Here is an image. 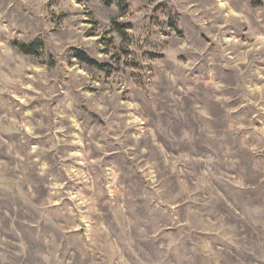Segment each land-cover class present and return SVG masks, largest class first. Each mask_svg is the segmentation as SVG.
<instances>
[{
    "label": "rangeland",
    "instance_id": "rangeland-1",
    "mask_svg": "<svg viewBox=\"0 0 264 264\" xmlns=\"http://www.w3.org/2000/svg\"><path fill=\"white\" fill-rule=\"evenodd\" d=\"M0 264H264V0H0Z\"/></svg>",
    "mask_w": 264,
    "mask_h": 264
},
{
    "label": "trees",
    "instance_id": "trees-1",
    "mask_svg": "<svg viewBox=\"0 0 264 264\" xmlns=\"http://www.w3.org/2000/svg\"><path fill=\"white\" fill-rule=\"evenodd\" d=\"M79 55H80L81 59H87V58L84 56L83 53H80ZM88 61H90V60H88ZM90 63H92V62L90 61Z\"/></svg>",
    "mask_w": 264,
    "mask_h": 264
}]
</instances>
